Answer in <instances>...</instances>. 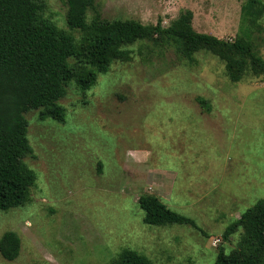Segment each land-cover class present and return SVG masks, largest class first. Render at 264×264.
I'll use <instances>...</instances> for the list:
<instances>
[{"label": "rangeland", "instance_id": "rangeland-1", "mask_svg": "<svg viewBox=\"0 0 264 264\" xmlns=\"http://www.w3.org/2000/svg\"><path fill=\"white\" fill-rule=\"evenodd\" d=\"M41 1L44 17L79 38L66 24L65 0ZM246 1L95 3L104 18L163 26L190 9L196 31L250 34L264 58V28L242 20ZM129 48L133 58L113 62L90 89L66 86L64 122L25 113L31 152L23 161L36 179L26 204L0 211V237L14 231L21 242L18 256L0 254V264H110L125 248L155 264H213L219 245L235 246L239 234L223 242L224 229L264 197V76L232 82L224 61L204 50L190 59L151 40ZM142 194L199 231L143 223Z\"/></svg>", "mask_w": 264, "mask_h": 264}, {"label": "trees", "instance_id": "trees-1", "mask_svg": "<svg viewBox=\"0 0 264 264\" xmlns=\"http://www.w3.org/2000/svg\"><path fill=\"white\" fill-rule=\"evenodd\" d=\"M95 1L65 0L66 24L79 32L75 38L43 16L41 0H0V211L26 204L35 183V172L23 161L31 152L25 113L38 109L41 120L64 122L65 110L58 101L65 96L66 86L73 83L80 90L90 89L113 62L133 58L129 47L135 42L151 40L172 46L190 59L200 50L210 52L224 61L232 82L245 75L264 76V58L249 33L223 39L198 32L192 26L190 9L182 10L168 26L161 20L144 24L135 19H108L101 16ZM241 8L243 22L262 31L259 19L264 3L247 0ZM198 101L207 104L201 97ZM137 203L144 211L145 224L189 225L199 231L192 219L168 208L154 194L140 195ZM235 233L239 234L235 246L225 252L223 244L219 245L213 264H264V197L227 225L223 242ZM20 244L14 231H6L0 237V254L11 261L18 256ZM110 264L155 263L125 248Z\"/></svg>", "mask_w": 264, "mask_h": 264}]
</instances>
